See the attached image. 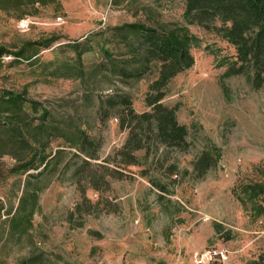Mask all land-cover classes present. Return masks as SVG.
I'll return each instance as SVG.
<instances>
[{
	"label": "rangeland",
	"instance_id": "rangeland-1",
	"mask_svg": "<svg viewBox=\"0 0 264 264\" xmlns=\"http://www.w3.org/2000/svg\"><path fill=\"white\" fill-rule=\"evenodd\" d=\"M35 8L21 18L0 10V47L14 52L25 47L28 55L37 54L29 61L3 56L0 90L25 92L42 103L51 111L55 128L86 129L101 141L99 155L104 159L122 146L127 132L115 117L99 119L100 95L120 89L143 112L153 78L150 74L122 80L111 73L105 51L116 59L129 56L124 38L114 28L127 22L167 29L184 25L185 0H59ZM58 17L63 20L57 22ZM189 29L201 40L192 49L195 65L171 81L164 99L165 104L179 105L178 118L190 130L188 150L170 156L182 174L170 178L155 162L146 175L143 167L132 166L128 178L112 183L109 195L118 205L116 211L88 215L83 227L74 228L67 215L80 199L71 177L75 161L65 173L59 166L40 195L32 239L9 236L7 217L0 218V264H17L36 255L38 264H198V257L209 251L218 255L208 264H246L264 253V216L251 218L232 193L241 181L264 180V86L254 89L244 76L223 78L227 66L222 61L233 57L235 48L213 30L199 25ZM76 44L88 50L82 56L84 72L78 70ZM210 144L221 148L222 158L197 179L193 161ZM64 145L56 138L51 149ZM15 163L11 155L0 157V199L8 209L17 206L20 193L19 177L9 173ZM151 179L166 183L171 193L161 195ZM88 196L98 198L92 190Z\"/></svg>",
	"mask_w": 264,
	"mask_h": 264
},
{
	"label": "trees",
	"instance_id": "trees-1",
	"mask_svg": "<svg viewBox=\"0 0 264 264\" xmlns=\"http://www.w3.org/2000/svg\"><path fill=\"white\" fill-rule=\"evenodd\" d=\"M58 2L0 0V10L21 18L36 9L37 4L47 6ZM183 18L185 24L172 29L140 22H127L114 28L124 38L129 56L116 59L105 51L111 73L122 80H139L150 74L153 78L145 93L147 110L143 112H138L132 96L120 89L100 95L99 119L105 121L115 117L119 128L127 132L122 146L104 159L99 155L101 141L86 129L55 128L50 121L51 111L42 103L27 98L25 92L0 90V157L11 155L15 159L9 173L18 176L20 183L16 207L8 209L0 199V218L7 217L9 236L18 240L33 238L34 216L41 210L40 195L51 183L46 179L59 166L65 173L71 170V163L75 161L71 177L80 192V199L67 215L74 228L83 227L84 218L88 215L99 216L103 212L116 211L118 205L109 193L113 181L129 177L128 168L143 167L141 173L146 175L155 162L170 178L182 174L170 156L172 152L188 150L190 130L178 118L179 105L170 106L164 103V99L171 81L195 65L192 49L198 47L201 40L190 31L189 25L213 30L235 48L236 54L225 56L222 61L227 66L223 78L244 76L254 89L264 86V0H185ZM133 38L137 44L132 43ZM54 40L44 47L50 46ZM80 46L76 44L73 49L77 53L78 70L84 72L82 56L88 50ZM5 55L29 61L37 54L28 55L25 47L17 52L0 47V62ZM56 138H62L65 145L53 151L51 143ZM221 158L219 146H206L193 161V173L197 179L204 178ZM20 177H24L22 182ZM151 182L161 195L171 193L166 183L156 179H151ZM90 190L98 194L96 201L88 196ZM232 193L251 218L264 216V180L241 181L234 186ZM215 227L222 232L221 224L216 223ZM90 233L102 237L99 231L90 230ZM230 239L232 236L228 231L227 240ZM39 261L40 256L36 255L17 264H38ZM246 264H264V253Z\"/></svg>",
	"mask_w": 264,
	"mask_h": 264
},
{
	"label": "built area",
	"instance_id": "built-area-1",
	"mask_svg": "<svg viewBox=\"0 0 264 264\" xmlns=\"http://www.w3.org/2000/svg\"><path fill=\"white\" fill-rule=\"evenodd\" d=\"M63 20V18L62 17H58L57 18V22H61ZM23 20H21L18 24H19V26L21 25H23ZM4 217H6L5 215H4ZM214 255L216 256V255H218L217 254V252L216 251H214V253H211V251H209L208 252V254H206V255H202V256H200V257H198V264H208L206 261H211L213 258H214ZM225 256V255H224Z\"/></svg>",
	"mask_w": 264,
	"mask_h": 264
}]
</instances>
